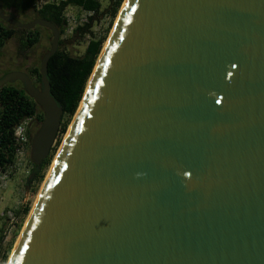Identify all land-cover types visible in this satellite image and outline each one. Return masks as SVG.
<instances>
[{
	"label": "water",
	"instance_id": "1",
	"mask_svg": "<svg viewBox=\"0 0 264 264\" xmlns=\"http://www.w3.org/2000/svg\"><path fill=\"white\" fill-rule=\"evenodd\" d=\"M18 80L43 118L34 173L63 113L47 62ZM8 264H264V0H123Z\"/></svg>",
	"mask_w": 264,
	"mask_h": 264
},
{
	"label": "trees",
	"instance_id": "2",
	"mask_svg": "<svg viewBox=\"0 0 264 264\" xmlns=\"http://www.w3.org/2000/svg\"><path fill=\"white\" fill-rule=\"evenodd\" d=\"M38 0H28L30 8L33 11V17H41L48 19L56 24L59 29L60 36L67 28V19L64 11L67 6L73 5L80 7L85 11H91L86 22L77 25L71 31V38H82L91 32L92 21L97 17L100 9L98 0H58L53 2H44L40 7L36 8ZM116 1L112 7L114 15L119 5ZM24 6V0H18V5ZM28 36L22 38L23 47L34 45L39 40V31L31 29L24 31ZM9 33L0 32V45L4 37H8ZM65 40L59 38V46L57 51L48 58L47 62V78L49 80L50 91L55 100L62 105L63 115L72 116L77 109L79 102L85 90L88 78L93 70L95 62L102 48L103 38H91L87 41L83 54L80 56H72L64 50ZM30 77L39 81L38 65H32L30 69ZM32 80V79H31ZM33 81V80H32ZM34 82V81H33ZM33 116L35 130L42 121L43 114L38 105L23 90L22 86H14L5 84L0 88V168L5 169L14 160V143L12 132L14 126L24 117ZM66 123L61 124V130H64ZM34 130V131H35ZM30 136V135H29ZM52 153L44 159L39 170L35 173L38 178L42 176L43 170L50 163ZM34 169V167H33ZM24 213L28 211V207H24Z\"/></svg>",
	"mask_w": 264,
	"mask_h": 264
},
{
	"label": "rangeland",
	"instance_id": "3",
	"mask_svg": "<svg viewBox=\"0 0 264 264\" xmlns=\"http://www.w3.org/2000/svg\"><path fill=\"white\" fill-rule=\"evenodd\" d=\"M53 2L58 0H38L36 2V8L40 7V5L44 2ZM100 3V9L97 14V17L92 21L91 32L87 33L84 37L79 38H71V28L73 27V23L70 22V25L67 26L66 30L59 37L61 40H65L64 50L74 56H80L83 54L86 43L91 38H103L102 48L105 44L108 34L114 25L116 17L118 15L119 9L123 3V0L119 1V5L116 9L115 14H112V7L115 2L118 0H98ZM65 14L77 16L78 19L83 15L84 10L80 9V7L69 5L66 7ZM19 21H25L21 16L15 17ZM28 20V19H27ZM38 31L41 33V39L39 42L37 52L35 54V61H33L32 65H39L40 57L43 52L47 50L50 44V31H48L45 27H39ZM43 48V51H42ZM101 48V49H102ZM14 44H7L3 50L1 49V53L5 51L8 55L10 52H13ZM41 50V51H40ZM101 51V50H100ZM96 60V59H95ZM31 65V66H32ZM8 69H13V66L8 65V67H4V69H0V73L5 72ZM31 69V68H30ZM30 69H28L30 71ZM75 114V113H74ZM74 114L68 117L66 114H62L61 123L53 145L51 147L50 152L51 160L47 167L43 170L42 176L40 178L37 177L36 173L33 176L32 181L28 185V190H26V180L30 174V170L34 167V165L28 161L24 166H18L13 168H7V171L0 170V264H6L10 253L18 239L20 231L27 219L29 212L33 206V203L36 199L37 193L44 182L46 175L49 171L52 160L54 159L65 135L68 130L70 123L73 120ZM66 123L65 129L61 130V124ZM35 127H32L30 130V138L32 134L36 131ZM25 156L29 157L30 149H28V153H25ZM29 159V158H28ZM30 160V159H29ZM28 207V211L24 213L23 208ZM12 211L15 214L16 222L14 225L8 224V219L4 215L6 211Z\"/></svg>",
	"mask_w": 264,
	"mask_h": 264
},
{
	"label": "flooded vegetation",
	"instance_id": "4",
	"mask_svg": "<svg viewBox=\"0 0 264 264\" xmlns=\"http://www.w3.org/2000/svg\"><path fill=\"white\" fill-rule=\"evenodd\" d=\"M27 1L28 0H24L25 4H24V6H22L20 4L18 5V0H0V6L2 8V12L5 15L9 16L10 18H12L18 22L26 23V22L31 21L33 18H36V17H33L32 8H30L31 6H30L29 2H27ZM20 16L26 20L25 21H19L15 18V17L19 18ZM39 27H41V26H35L32 29L38 30ZM21 30L29 31L31 29L28 30V29H23V28L13 26L12 24H10L7 21H4L0 18V32L9 33V36L4 37L2 40V44L0 45V69H4V67H8V65L13 66V69H8L5 72L0 73V78L8 72L16 71V70L24 71L25 73H27L30 76V71L28 69L31 68L33 61H35V59H34L35 54L37 52L38 46H40L39 42H40V39L42 36H41V33L39 32V40L34 45H31V46L24 48L22 45V38H23V36H25V40H27L28 35ZM11 42H12V44H14L13 52H10L8 55L4 51L2 54L1 49L3 50V48L7 44H11ZM42 51H43V48H42ZM30 78L34 81L35 84H37V80H34L32 77H30ZM6 84H12V85L18 86V87L22 86V83L18 80L8 82ZM35 126H36L35 123L31 124V127L29 129V134H30L31 128L35 127ZM32 171H33V168L30 170V174Z\"/></svg>",
	"mask_w": 264,
	"mask_h": 264
},
{
	"label": "built area",
	"instance_id": "5",
	"mask_svg": "<svg viewBox=\"0 0 264 264\" xmlns=\"http://www.w3.org/2000/svg\"><path fill=\"white\" fill-rule=\"evenodd\" d=\"M93 13L91 11H85L83 15H81V17L79 19H77V16L74 15H68L65 14L64 15L67 17V20L70 22H72L73 24L79 22L80 24H82L83 22H86L88 17L90 15H92ZM31 117H25L22 118L13 128V143H14V163H12L9 167L13 168V167H18V166H23L25 164L24 161L25 160V151H26V142L28 141V136L27 134V128L30 125L29 122L31 121ZM9 213V218H10V223H13L16 221L15 219V214L12 211H6V213Z\"/></svg>",
	"mask_w": 264,
	"mask_h": 264
},
{
	"label": "bare ground",
	"instance_id": "6",
	"mask_svg": "<svg viewBox=\"0 0 264 264\" xmlns=\"http://www.w3.org/2000/svg\"><path fill=\"white\" fill-rule=\"evenodd\" d=\"M120 10V9H119ZM66 17V16H65ZM66 19H67V17H66ZM77 19H78V17H77ZM116 19H117V17H116ZM116 21V20H115ZM114 24H115V22H114ZM68 25H70L69 24V21L67 20V26ZM77 25H81L79 22H77V23H75L74 25H73V27L71 28V31L74 29V27H76ZM113 27H114V25H113ZM113 27H112V29H111V31H110V34H111V32H112V30H113ZM47 29V28H46ZM48 31H50V30H48ZM51 33V32H50ZM109 35V34H108ZM110 36V35H109ZM109 36H108V38H109ZM107 38V39H108ZM107 41V40H106ZM106 43V42H105ZM50 45V44H49ZM105 45V44H104ZM103 45V46H104ZM103 49V48H102ZM102 49H101V51H102ZM101 51H100V53H101ZM99 53V54H100ZM99 56V55H98ZM98 58V57H97ZM96 63V62H95ZM38 67H39V65H38ZM90 77V76H89ZM89 79V78H88ZM88 82V81H87ZM35 84V83H34ZM87 85V84H86ZM86 88V87H85ZM85 91V90H84ZM83 94H84V92H83ZM82 97H83V95H82ZM81 101V100H80ZM80 103V102H79ZM78 108V107H77ZM77 110V109H76ZM76 112V111H75ZM63 114V113H62ZM75 115V114H74ZM27 117H31L32 119H31V121L29 122V126H28V128H27V136H28V141L26 142V151H25V153L27 152L28 153V149H30V136L28 135L29 134V129H30V127H31V124L32 123H34V119H33V116H27ZM62 117V116H61ZM25 118V117H24ZM74 118V117H73ZM73 121V120H72ZM72 123V122H71ZM71 123H70V125H69V127H68V129L70 128V126H71ZM59 130V129H58ZM67 133V132H66ZM12 137H13V132H12ZM61 145H62V143H61ZM60 145V146H61ZM60 148V147H59ZM51 150V149H50ZM59 150V149H58ZM58 152V151H57ZM50 153V152H49ZM26 155V154H25ZM14 158H15V156H14ZM29 157L28 156H25L24 157V159L25 160H22V161H24L25 162V164L27 163L28 164V161H30L29 159H28ZM14 161L15 160H13V162L12 163H14ZM31 162V161H30ZM11 163V164H12ZM10 164V165H11ZM24 164V165H25ZM52 164V163H51ZM10 165H8L5 169H1L0 168V170H5V172L7 171V168H10L9 166ZM23 165V166H24ZM21 167H22V165H21ZM50 167H51V165H50ZM49 170H50V168H49ZM48 173H49V171H48ZM48 173H47V175H48ZM35 174V173H34ZM47 175H46V178H47ZM46 178H45V180H46ZM33 179V178H32ZM45 180H44V182L42 183V186L40 187V189H39V191H38V193H37V196H36V199H35V201H34V203H33V206H32V208L34 207V205H35V202H36V200H37V198H38V196H39V194H40V192H41V190H42V188H43V185H44V183H45ZM27 181V180H26ZM27 183V182H26ZM32 208H31V210H32ZM31 210H30V212H31ZM8 211V210H7ZM30 212H29V214H30ZM4 215L6 216V218L8 219V224H10V225H14V223L16 222H13V223H10V218H9V213L7 212H5L4 213ZM28 217H29V215H28ZM28 217H27V219H28ZM15 219H16V217H15ZM27 219L25 220V222L27 221ZM17 220V219H16ZM25 224V223H24ZM24 226V225H23ZM22 229H23V227H22ZM22 229H21V231H22ZM21 231H20V234H21ZM20 234H19V236H20ZM19 236H18V238H19ZM17 241H18V239H17ZM17 241H16V243H17ZM16 243H15V245H16ZM15 245H14V247H15ZM14 247H13V249H14ZM13 249H12V251H11V253L13 252ZM11 253H10V256H11ZM10 256H9V259H10ZM9 259H8V261H9ZM8 261H7V263L6 264H8Z\"/></svg>",
	"mask_w": 264,
	"mask_h": 264
}]
</instances>
